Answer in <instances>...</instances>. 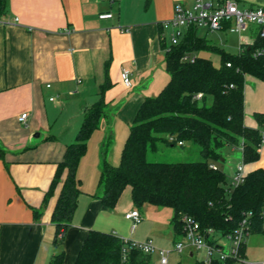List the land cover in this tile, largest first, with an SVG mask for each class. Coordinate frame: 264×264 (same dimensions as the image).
Here are the masks:
<instances>
[{
	"label": "crops",
	"instance_id": "obj_1",
	"mask_svg": "<svg viewBox=\"0 0 264 264\" xmlns=\"http://www.w3.org/2000/svg\"><path fill=\"white\" fill-rule=\"evenodd\" d=\"M235 1L264 6V0ZM193 2L6 0L0 12V264H49L60 253L62 264H74L91 229L169 247L158 243V231L152 232V205L134 206L131 189L126 187L115 207H106L99 198V176L103 159L119 163L140 104L156 96L169 80L159 22L171 18L177 3ZM102 12L112 17L101 19ZM199 31L198 37L215 45L206 30ZM238 42L239 50V36ZM122 68L130 71V87L120 80ZM104 85V111L76 170L81 193L63 241L56 246L51 214L60 186L39 216L33 210L40 207L66 145L74 141L85 109L99 99ZM22 113L27 114L25 123L17 120ZM255 113L264 114V81L246 75V126L260 127ZM243 165L246 173L264 168V141L259 158ZM134 208L142 217L139 224L147 226L144 231H138V224L131 231V222L124 217ZM163 235L173 242L172 228ZM247 248L248 242L243 255L249 259ZM152 259L150 255L149 264Z\"/></svg>",
	"mask_w": 264,
	"mask_h": 264
},
{
	"label": "trees",
	"instance_id": "obj_2",
	"mask_svg": "<svg viewBox=\"0 0 264 264\" xmlns=\"http://www.w3.org/2000/svg\"><path fill=\"white\" fill-rule=\"evenodd\" d=\"M5 2L0 0V12L4 10ZM196 31L189 28L180 42L169 49L160 40L169 80L156 96L146 97L140 104L119 163L112 165L102 160L99 198L106 207L114 208L123 190L130 187L134 206L151 204L171 208L173 240L182 236V215L193 217L205 231L211 229L226 235L238 226L249 210L253 212L251 234H264V168L247 173L241 184L227 192L229 181L224 171L211 167L215 160L223 157L220 151L225 145L241 148L243 164L259 158L264 114H254L260 127L244 124V83L246 75L264 81V38L257 37L251 46L241 45L242 51L230 54L206 43ZM203 49H211L219 55V66H214L210 58L197 55ZM261 50L263 52L257 53ZM185 53H194V60L183 61ZM105 87H101L99 99L85 109L74 141L66 145L40 207L33 210L34 215L39 216L41 208L60 186L51 214V222L56 227V246L63 241L81 193L76 170L86 151L87 140L103 114ZM198 93L202 94L199 99L195 98ZM168 136H175L176 141L182 143H195L203 159L186 162L147 160V151L155 150L159 141L176 143L169 142ZM122 246L123 242L116 234L91 229L74 264H121ZM62 259V253L54 255L49 264H62ZM129 263L149 264V256L131 249ZM187 264L205 263L197 259ZM209 264H232V261L213 260Z\"/></svg>",
	"mask_w": 264,
	"mask_h": 264
},
{
	"label": "built area",
	"instance_id": "obj_3",
	"mask_svg": "<svg viewBox=\"0 0 264 264\" xmlns=\"http://www.w3.org/2000/svg\"><path fill=\"white\" fill-rule=\"evenodd\" d=\"M99 18H111L112 13L102 12ZM251 26H256L253 29ZM159 38L165 42L166 49L172 45H177L189 28L204 29L209 32L227 30L239 34V51H242L241 45L251 46L257 37L264 38V6L249 7L241 9L235 0H194L190 5L177 3L173 10V15L167 20L159 22ZM250 30V33L242 34V31ZM263 50L258 51L261 53ZM194 53H185L182 56L183 61H193ZM230 66V63H226ZM120 80L125 87L131 86L130 71L122 68L120 71ZM202 96L198 93L195 98ZM53 98L51 97L50 100ZM26 113H22L17 120L25 123ZM169 142H176L181 145L182 141H176L175 136H168ZM264 141V132L262 133ZM241 149V148H240ZM211 167L216 168L213 164ZM244 165L242 162L236 165L235 170L226 187L227 192L237 185L241 184L246 177ZM264 214V210H263ZM126 220L131 222V231H134L137 224L142 220L138 209L134 208L124 213ZM252 211H247L241 219L238 226L226 235L217 232L203 230L197 220L189 215L181 216L182 236L172 242L171 247H159L153 240L135 241L121 238L123 246L121 249V264L129 263V252L131 249H137L144 254L156 256V261L152 264H171L170 257L172 254L186 253L194 256L196 252L201 253L198 260L209 264L213 260L225 262L231 260L232 264H264L251 261L242 253V246L246 243L247 238L251 235ZM207 235V236H206ZM222 239L227 240V244L222 243Z\"/></svg>",
	"mask_w": 264,
	"mask_h": 264
},
{
	"label": "rangeland",
	"instance_id": "obj_4",
	"mask_svg": "<svg viewBox=\"0 0 264 264\" xmlns=\"http://www.w3.org/2000/svg\"><path fill=\"white\" fill-rule=\"evenodd\" d=\"M241 9L249 8V7H257L247 6L239 4ZM253 29H257L256 26H251ZM199 32L204 33V29H199ZM207 38L212 44H215L219 47L224 48L226 52L230 54H235L238 52V33H232L226 31L227 33L214 31H207ZM250 30L242 31V34H248ZM166 51V49H165ZM198 56L208 57L211 59L214 66H219L220 57L219 55L211 49H203L197 52ZM188 146H191L188 149ZM222 156L224 157V161H220L219 159L214 162L218 164V166L224 171L225 175L229 178L231 175V171L235 169L236 165L241 160V151L239 147H232L229 145H225L221 151ZM146 158L149 161L155 162H186V161H201L203 159L200 149L198 145L193 142H186L185 146H180L177 143L170 144L163 141H159L157 143V148L155 150H148L146 153ZM152 205V232H157L160 234V239L158 240L159 244H166L169 247L172 246L171 239L168 236L163 235L164 232L169 233L171 229L170 219L173 215V210L169 207H160V209L153 208ZM147 229L144 224H138V231H144ZM169 231V232H168ZM169 235V234H168ZM222 243L227 244V240L222 239ZM246 242H248L247 248V257L254 261H259L262 263L264 261V234L255 233L251 234ZM201 257L200 252H196L194 256H187L186 253L182 254H172L170 257L171 264H176L177 261H181V263H193L195 260ZM156 261V256H153V263Z\"/></svg>",
	"mask_w": 264,
	"mask_h": 264
}]
</instances>
